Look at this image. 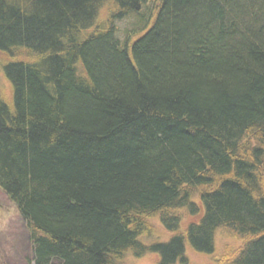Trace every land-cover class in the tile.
Segmentation results:
<instances>
[{
    "label": "trees",
    "instance_id": "1",
    "mask_svg": "<svg viewBox=\"0 0 264 264\" xmlns=\"http://www.w3.org/2000/svg\"><path fill=\"white\" fill-rule=\"evenodd\" d=\"M0 54L32 264H264V0H0ZM219 231L239 248L214 256Z\"/></svg>",
    "mask_w": 264,
    "mask_h": 264
},
{
    "label": "rangeland",
    "instance_id": "2",
    "mask_svg": "<svg viewBox=\"0 0 264 264\" xmlns=\"http://www.w3.org/2000/svg\"><path fill=\"white\" fill-rule=\"evenodd\" d=\"M130 21L116 22L115 28L119 37L122 38L127 30ZM8 64V58L0 54V91L5 104L13 107V87L4 74V66ZM199 217H195L191 212L184 213L180 217V230L183 231L191 222H198ZM155 233L152 238H148L144 243L152 248L156 244L166 243L173 233L160 223L155 224ZM32 246V245H31ZM31 246L29 233L24 221L20 217L17 208L0 190V264H32ZM240 242L228 238L222 231L216 234L214 256L222 255L225 250L239 248ZM187 264H213L212 256H205L195 253L190 249L187 251ZM163 259L160 252H147L142 256L136 257L129 253L121 264H160ZM182 264V263H176Z\"/></svg>",
    "mask_w": 264,
    "mask_h": 264
}]
</instances>
